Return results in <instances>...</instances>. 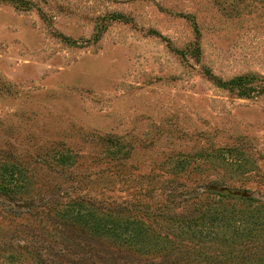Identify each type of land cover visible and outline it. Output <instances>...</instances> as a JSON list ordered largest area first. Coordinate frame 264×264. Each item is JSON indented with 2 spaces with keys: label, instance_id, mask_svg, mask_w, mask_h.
Returning <instances> with one entry per match:
<instances>
[{
  "label": "rangeland",
  "instance_id": "1",
  "mask_svg": "<svg viewBox=\"0 0 264 264\" xmlns=\"http://www.w3.org/2000/svg\"><path fill=\"white\" fill-rule=\"evenodd\" d=\"M11 170L0 264L138 258L74 204L164 232L219 194L264 201V0H0V185Z\"/></svg>",
  "mask_w": 264,
  "mask_h": 264
},
{
  "label": "trees",
  "instance_id": "2",
  "mask_svg": "<svg viewBox=\"0 0 264 264\" xmlns=\"http://www.w3.org/2000/svg\"><path fill=\"white\" fill-rule=\"evenodd\" d=\"M123 17L120 13L112 14V19L125 20ZM216 83L235 90L238 79H217ZM226 151L230 163H237L236 147ZM212 154V151L202 150L194 156L206 158ZM13 173L11 170L0 185V192L4 195H11L14 187L20 184ZM219 195L228 202L207 207L194 218L169 216V228L165 227L164 232L145 227L139 220L123 217L120 212L80 211L75 204L66 209L64 218L98 241H110L139 256H149H146L149 262L141 263L140 257L134 255L138 258L130 260L129 264H264V201ZM62 253L60 248V255Z\"/></svg>",
  "mask_w": 264,
  "mask_h": 264
}]
</instances>
